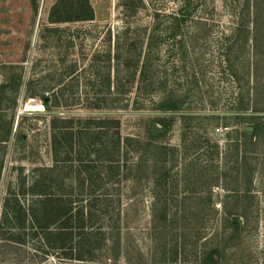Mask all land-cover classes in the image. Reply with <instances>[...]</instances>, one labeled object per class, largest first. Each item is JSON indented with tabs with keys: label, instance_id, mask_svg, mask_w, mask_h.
<instances>
[{
	"label": "rangeland",
	"instance_id": "374dc122",
	"mask_svg": "<svg viewBox=\"0 0 264 264\" xmlns=\"http://www.w3.org/2000/svg\"><path fill=\"white\" fill-rule=\"evenodd\" d=\"M56 1L35 0V9L31 0H0V85L12 75L22 80L17 96L7 94L16 98L14 106L0 96V125L13 113V132L36 147H14L11 139L5 180L15 181V162L29 167L22 159L27 155L50 164L49 117L117 120L122 137L142 142L143 163L128 180L99 193L116 209L106 223L113 225L120 212V257L109 260L101 253L86 264H191L206 249L225 245L230 230L223 228L236 218L240 234L222 264H264V132L255 145L244 134V122L264 118V0H89L93 21L60 25L48 21ZM117 37L118 55L132 47L130 58L126 53L122 60L125 79L153 41L150 69L157 93L142 96L146 89L139 91V83L130 90L124 83L125 97L139 100L137 107L104 108L99 101L106 91L104 52L110 47L116 54ZM164 91L183 97L181 111L155 109ZM54 95L60 107L49 104L48 110L43 98ZM160 119L172 121L161 141L170 147L166 198L170 214L177 215L163 231L156 204L160 188L154 184L163 165L154 164L161 159L154 149L145 152L148 128ZM127 160L130 167L136 156ZM232 209L235 215H229ZM43 253L0 240V264L60 263L58 253Z\"/></svg>",
	"mask_w": 264,
	"mask_h": 264
},
{
	"label": "trees",
	"instance_id": "16d2710c",
	"mask_svg": "<svg viewBox=\"0 0 264 264\" xmlns=\"http://www.w3.org/2000/svg\"><path fill=\"white\" fill-rule=\"evenodd\" d=\"M31 1L36 9L35 0ZM93 20L94 11L89 0H57L48 15L49 23L58 25ZM117 38L116 54H112L110 47L104 52L105 76L102 85L106 91L99 101L103 102L104 108L137 107L140 101L126 98L125 86H131L128 89L130 90L137 82L139 91L143 87L146 89L142 96L147 95L149 98L157 93L154 87L153 71L150 69L153 41L150 40L148 43L143 58L142 52L136 56L134 73L125 79L121 72L122 60L126 53L130 58L132 47L128 48L123 56L118 55L117 52L121 47L120 39ZM113 71L115 76L112 75ZM125 82L127 85L124 84ZM21 84V77L12 75L8 83L0 85V96L10 98L14 106L16 98L12 99L7 94L10 92L17 96ZM51 99L48 101L45 97L43 98V105L48 110L51 106L60 107L57 95ZM182 99V96L164 91L158 103L155 104V109L165 113L179 112L183 104ZM0 104H3L1 99ZM49 104L52 105L49 107ZM99 106L96 105L95 108H103ZM0 110H3L1 105ZM49 119L50 164L38 163L37 159L27 155L22 159L29 164L28 168L16 162L12 166L15 181H6L4 176V170L7 169L4 160L7 144L12 139L14 147L21 145L29 148L31 152L36 147L29 144L24 136L13 132V113L9 121L3 124L4 126L0 125V190L4 193V196L0 198V240L21 245L30 244L34 252L40 250L44 252L43 254L46 253V256L49 255L48 252H56L60 255L59 264L96 262L101 253L106 254L109 260L110 258L117 260L122 248L120 212L116 211L113 225L106 223L107 216L114 213L116 209L113 208L114 205H111L113 202L111 198L107 199V194L99 193L114 183L128 180L131 174L140 168L143 160H141L142 153L138 146L142 142L137 138L122 137L120 122L113 119L81 120L57 116H51ZM0 121H3L1 117ZM244 123L247 124L244 134L249 139V143L257 144L261 133L264 132V118L252 117ZM171 125L172 121L168 119L151 123L145 143V152L150 153V148L154 149L155 152L151 153H156L161 158L159 161L155 160L154 164L162 163L163 165L162 174L154 180V184L160 188L156 195V204L158 202L161 208L159 220L163 223L162 231L166 230L168 221L174 222L177 217L176 214H170L169 200L166 198L169 179L166 164L170 147L168 143L161 141L169 133ZM248 128L252 130L248 132ZM157 139H160V145L156 144L159 141ZM236 148L238 151V145ZM129 154L136 156V163L131 164L130 167L127 165ZM248 183L251 184V177ZM102 197L105 199L101 200ZM209 200H213V197L209 196ZM116 203L119 209L120 199ZM233 211L232 209L229 215H235ZM157 213L158 211L154 208L153 222L157 220ZM241 225L239 218L228 220L223 228L224 232L230 230V234L223 239H226L225 245L206 249L190 263L222 264L225 262L227 246L239 236Z\"/></svg>",
	"mask_w": 264,
	"mask_h": 264
},
{
	"label": "water",
	"instance_id": "95a60500",
	"mask_svg": "<svg viewBox=\"0 0 264 264\" xmlns=\"http://www.w3.org/2000/svg\"><path fill=\"white\" fill-rule=\"evenodd\" d=\"M47 100V99H46ZM249 131H251L252 129H248ZM235 222H237L236 220H235Z\"/></svg>",
	"mask_w": 264,
	"mask_h": 264
},
{
	"label": "built area",
	"instance_id": "2783aa9c",
	"mask_svg": "<svg viewBox=\"0 0 264 264\" xmlns=\"http://www.w3.org/2000/svg\"><path fill=\"white\" fill-rule=\"evenodd\" d=\"M219 131V130H218Z\"/></svg>",
	"mask_w": 264,
	"mask_h": 264
}]
</instances>
